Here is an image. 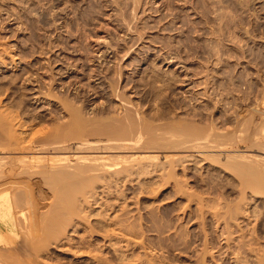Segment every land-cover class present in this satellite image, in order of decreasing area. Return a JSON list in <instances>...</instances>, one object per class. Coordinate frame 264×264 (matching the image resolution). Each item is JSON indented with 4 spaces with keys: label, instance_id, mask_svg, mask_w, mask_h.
<instances>
[{
    "label": "rangeland",
    "instance_id": "374dc122",
    "mask_svg": "<svg viewBox=\"0 0 264 264\" xmlns=\"http://www.w3.org/2000/svg\"><path fill=\"white\" fill-rule=\"evenodd\" d=\"M212 2L213 5L222 3L216 8L211 0H0V109L11 108L9 111L12 110L11 113L14 115L12 123L15 124L14 126L18 125L17 132L23 129L22 136L26 140L30 138L39 140L33 142L35 145L30 143L33 147L47 146L48 150L37 148L36 154L48 152L51 147L58 144L70 146L72 150L69 148V151L67 149L65 152H51L52 154H70L76 150V154L84 155L89 152L91 155L96 153L93 152L96 145L100 150L95 147L98 152L101 150L106 152L107 149L102 148L103 144L107 143L104 141L109 139L110 142L119 136L123 138V134L127 132L125 129L128 128L130 131L133 128V132L130 131L132 134L127 133L128 137L123 138L126 142L122 144L123 146L129 143L126 149L125 147L120 148L121 150L111 149L107 151L108 154L129 155L136 152L137 147L133 146L136 142L144 141L143 143H151L149 146L156 147V151L153 147L152 149L147 146L150 149L147 147L145 149L142 145L140 147L142 149L139 147L138 149L150 150L159 155V160L153 161L157 162V165L150 163L152 160L138 161V165L143 161L147 165L149 163L148 166L151 167L146 165V171L144 165L136 166L137 160H124L119 156L107 160L109 163L114 161L113 164L116 160L117 162L124 160L123 163L132 162L131 164L128 162L131 169L136 162L133 167H139V170L132 169V172L127 170L132 175L126 172L125 178L121 171L120 175L116 174L117 170L114 171L115 174L108 172V177L105 174L108 171L106 169L104 178L107 177L104 180L101 175L103 168L99 167L100 170L97 169L95 175L101 172L99 174L101 177L99 175L98 177L102 182L95 180L98 182L93 183L95 187L92 185L95 189H89L90 194L93 192L94 195L92 193L90 196L88 190L86 191L89 196L86 194L85 196L92 197V199L88 198L89 201L86 200L87 202L91 200L88 205L84 203L86 201L82 202L85 198L81 200L86 205L83 204L82 207L85 206L86 209L84 219L87 215L88 226L86 220L84 221L81 217L83 211L79 215L81 220L79 216L78 219L76 217L74 219L75 224L78 225L77 230L71 231V227L68 228L70 240L61 238L55 241L58 245L55 242L50 244L49 249L53 248L50 249V254L36 256L40 259V264H123L124 261V264H223L226 258L224 255L226 245L222 230L225 225L220 215L229 207H234L237 203L235 201L240 198L241 189L238 186L240 182L233 178L235 174L225 166L226 162L222 159V154L238 149H250L247 148L248 141H235L236 135H243L246 129L243 122L248 115H252L254 121H262L264 0H215V2L213 0ZM213 8L216 9L214 12L211 10ZM220 12L222 15L219 14ZM227 12L230 13L227 14ZM228 16L234 19L239 18L242 24L235 23L234 28L231 24V27L228 26L230 29L227 28L225 21ZM219 18L221 21L218 20ZM214 20L215 26L218 21L221 25L220 32L219 29L217 30L219 37L211 34V24ZM222 22L225 27L222 26ZM236 24L240 28L236 27ZM247 30L249 31L245 33ZM233 33L237 36L240 34L239 37L242 38L233 39ZM213 38H216V42L218 41L216 49L218 45L217 50L225 51L222 52L225 55L223 64L216 60L212 62L208 58V51L212 43L214 44ZM237 40L243 44H239ZM245 42L248 45L244 44ZM235 44L240 46L242 44L245 49L238 52L236 49L239 45ZM233 48L236 53L232 52ZM249 48L250 51H248ZM227 49H232L229 51L232 55L229 52L226 53ZM252 49L253 52H251ZM256 50H259L258 54L261 57H258ZM249 52L255 53L257 57L254 54L251 56ZM237 56L238 59L240 56L238 62L241 64L237 62ZM245 57L251 60H249L250 64ZM252 57L262 59L254 60L253 63L256 64H251ZM259 62L260 67H258ZM237 63L239 66H236ZM229 64L233 65V71ZM230 68L231 70H228ZM227 70L228 73H232V75L229 73L231 77ZM225 74L228 77L224 76ZM255 76L256 79H254ZM235 82L238 84H234ZM253 83L258 88L261 85L263 87L261 86L259 91ZM247 84L250 89L246 87ZM221 85H226L224 86L226 89ZM236 88L238 90H235ZM254 89L256 91H253ZM244 92L245 94H242ZM240 95L245 96L243 98ZM254 96L255 99L260 97V100H254ZM248 98L250 100H247ZM248 103L252 104L247 105ZM4 110L6 109L2 111ZM242 115L245 117L242 118ZM75 118L77 121H74ZM238 118H242L243 121ZM76 122L85 134L75 135L78 127ZM238 122H240L239 125H237ZM20 124H22L21 127ZM247 127L248 131L246 130L247 133L245 134V131L244 135H251L253 128ZM240 129L243 132L239 131ZM215 131L219 135L212 137L218 138L225 132L226 135L222 136L225 141L227 139L229 142L235 141L230 145L228 143L229 146L225 145L224 150H220L222 153L220 158L208 156L210 152L208 148L184 149V147L181 148V143L179 144L184 136L187 139L189 136L194 139L193 132L195 137L196 133L207 137L208 134L213 135L212 132ZM32 135L36 138L31 137ZM228 135H231L233 139ZM129 137L130 139L126 140ZM84 139H87L90 144L97 142L93 143V151L90 150L91 147L88 148L89 145ZM81 141L86 142L85 145L82 144L83 149L87 146L84 150L79 145ZM127 141L130 142L127 143ZM78 145L81 147L80 152H77ZM22 154L23 152L10 153L8 156ZM24 154L29 153L24 152ZM113 164L109 171L114 170L113 167L116 165L120 169L125 165L121 166L119 164L122 163H118L113 166ZM140 166L143 169H140L142 168ZM117 167L114 168L117 169ZM93 171H91L92 175ZM85 173V175L91 174ZM5 186L2 185L0 190ZM248 193L244 194L247 200L245 204H242V210H239L245 216L240 212L243 217L238 215V220L251 214L242 221L244 228L242 231H247V236L252 234L255 238L257 234L260 242L259 240L257 241L259 243L253 242L260 244L258 247L263 249L264 216L262 218L261 215L264 214V197L259 196L260 194L256 196V194ZM39 198L37 199L40 200ZM37 199H33V202L38 203L40 207L36 208V204H34L36 207L23 206V210L28 212L27 216H31L32 220L35 219L33 221H36V215L40 214L41 209L43 212L46 206L41 204L46 203L44 200H40V203ZM214 199L216 204L213 203ZM32 207L36 211L35 214L31 210ZM36 209H40V212L37 213ZM215 210L219 211L220 215L217 213L219 216L215 215ZM125 218L128 220L126 221ZM82 221L86 223L82 224ZM119 227L127 230L119 229ZM239 232H236L237 235ZM21 237L19 243H27L26 238L23 237L21 240ZM24 239L26 242H23ZM208 240L215 245L216 251L208 250V244H210ZM212 250L214 253H211ZM229 256L231 258L228 259L232 264H236L233 260L235 255ZM252 258L255 256L251 253L248 259L252 261ZM39 259L36 260L39 261Z\"/></svg>",
    "mask_w": 264,
    "mask_h": 264
},
{
    "label": "bare ground",
    "instance_id": "6f19581e",
    "mask_svg": "<svg viewBox=\"0 0 264 264\" xmlns=\"http://www.w3.org/2000/svg\"><path fill=\"white\" fill-rule=\"evenodd\" d=\"M213 0H211V3H212V5L214 4L213 2H212ZM221 1H223V0H221ZM209 2V1H208ZM214 2H215V0H214ZM219 2V1H218ZM135 3V2H134ZM211 3H210V5H211ZM222 2H220L219 4H221ZM240 3V2H239ZM128 4V3H127ZM219 4H217L216 3V5H213L214 7H216L217 5H218V7H219ZM243 4V3H242ZM209 6V5H208ZM212 7V6H211ZM217 8V7H216ZM221 8V7H220ZM222 8H224V6H222ZM214 9L215 8H213V9H211V10H213V12H214ZM216 10V9H215ZM218 10V9H217ZM222 9H220V11H221ZM208 11H209V9H208ZM219 11V10H218ZM210 12V11H209ZM208 12V13H209ZM215 12H217V11H215ZM223 12V11H222ZM212 13V12H211ZM226 13V12H225ZM225 13H223L224 15H225ZM230 13V12H229ZM228 12H227V14H229ZM234 13V12H233ZM220 15H222V13L220 12L219 13ZM218 13H217V15H219ZM227 14H226V16H227ZM220 15H219V17H220ZM237 15V14H236ZM241 15V14H240ZM210 16V15H209ZM214 16V15H213ZM215 16H216V14H215ZM231 16V15H230ZM230 16H228V19H227V17H226V20L227 21H225V24H226V27L227 28H229L230 29V27H231V24H232V28H234L233 26H234V24L235 23H239L240 24V22H239V18H237V19H234V17H235V14H234V17H230ZM233 16V15H232ZM218 17V16H217ZM239 17V16H238ZM209 18V20L211 19L210 17H208ZM225 18V17H224ZM223 18V19H224ZM241 16H240V20H241ZM213 19H214V17H213ZM215 19L217 20V18L215 17ZM221 18H219L218 20H220ZM244 19V18H243ZM211 21V20H210ZM221 21V20H220ZM242 21V20H241ZM214 22H215V20L213 21V24H211L212 25V28H211V34L213 35V36H215V35H217V33H219L220 32V30L221 29H219V28H221L220 26V23H219V21L218 22H216V26H215V24H214ZM244 22V21H243ZM211 23V22H210ZM222 26H224L225 27V25H224V23L222 22ZM237 24L235 25L236 27H238L237 26ZM242 24V23H241ZM240 24V25H241ZM244 24V23H243ZM228 26H230V27H228ZM244 26V25H243ZM211 27V26H210ZM239 28H240V26H239ZM241 28H242V26H241ZM219 29V30H218ZM224 29V28H223ZM228 29V30H229ZM236 29V28H235ZM234 29V30H235ZM252 29H253V27H252ZM252 29H251V31H252ZM217 30L219 31V32H217ZM225 30V29H224ZM227 30V29H226ZM237 30H239V29H237ZM236 30V31H237ZM246 30V29H245ZM256 30V29H255ZM235 31V32H236ZM242 31H244V30H242ZM249 30H247V31H245V33H247ZM226 32H228V31H226ZM233 32V31H232ZM234 32V33H235ZM264 32V31H263ZM234 33L232 34V35H234ZM253 33V32H252ZM227 34H230V33H227ZM240 35V34H239ZM239 35L237 36L236 34L234 35V36H232V38L233 39H235V38H237L238 39V37H239ZM251 35V34H250ZM221 36V35H220ZM224 36V35H223ZM247 36H248V34H247ZM215 37H219V35H217V36H215ZM224 38V37H223ZM231 38V37H230ZM240 38V37H239ZM242 38V37H241ZM240 38V39H241ZM248 38H250V37H248ZM214 39V44L212 43V45H211V48H210V50L208 51V58L210 59V60H212V62H213V60L215 61H220L221 63H222V61H223V59H224V52H223V50L222 51H220V50H217L218 49V45H217V49H216V43L218 42H216L215 41V39L216 38H213ZM213 39H212V41H213ZM218 40H219V38H217ZM229 39V38H228ZM227 39V40H228ZM232 39V40H233ZM239 39V40H240ZM246 39V38H245ZM220 40H221V38H220ZM243 40V39H242ZM235 41V40H234ZM238 41V40H237ZM236 41V42H237ZM246 41V40H245ZM230 42V41H229ZM232 43H234L233 41H231ZM221 43V42H220ZM226 43V42H225ZM238 43L240 44V43H242L241 41L239 42L238 41ZM247 42H245L244 44H246ZM231 44V43H230ZM239 44H235V45H239ZM243 44V43H242ZM241 44V46L239 45V46H237L238 48L236 49L235 47V49L238 51V52H241V51H243L244 49H245V47L243 48V45ZM223 45V44H222ZM246 45H248V44H246ZM225 46V45H224ZM220 47H222V46H220ZM227 47H229V46H227ZM226 47V48H227ZM226 48H222V49H226ZM234 48H233V50H234ZM248 49V48H247ZM254 49V48H253ZM253 49H252V51L251 52H253ZM230 50H232V49H227V52L226 53H228ZM232 50V52L233 53H236V50H234L233 51ZM251 49L249 48V50L248 51H250ZM260 50V49H259ZM258 50V51H259ZM263 50V49H262ZM257 51V50H256ZM258 51H257V53L256 54H258ZM261 51V50H260ZM223 52V53H222ZM247 51H245V53H246ZM251 52H249L248 54H250ZM255 52V51H254ZM225 53V54H226ZM229 53H231V52H229ZM243 54V53H242ZM252 54H254L255 55V57H257V55L255 54V53H251V56H252ZM261 54V53H260ZM263 54V53H262ZM222 55H223V57H222ZM230 55V54H229ZM231 55H232V53H231ZM237 55H240L239 53H237ZM253 55V56H254ZM227 56V55H226ZM246 56V55H245ZM264 56V55H263ZM229 58H230V56H228ZM234 57H235V55H234ZM247 57V56H246ZM245 57V58H246ZM258 57H261V56H259V54H258ZM236 58V57H235ZM243 58V56L241 57V59ZM248 58V57H247ZM246 58V59H247ZM251 58V57H250ZM253 58V60H252V62H251V64H254L253 63V61L255 60H257V59H259V58H254V57H252ZM264 58V57H263ZM233 59V58H232ZM237 59H238V56H237ZM239 59H240V56H239ZM239 59L237 60V62L239 61ZM245 59V60H246ZM260 59H262V58H260ZM260 59L258 60V61H260ZM226 60V59H225ZM227 60H228V58H227ZM226 60V61H227ZM231 60V59H230ZM234 60V59H233ZM248 60V59H247ZM250 60V59H249ZM248 60V61H249ZM251 61V60H250ZM250 61L248 62L249 64H250ZM219 62V63H220ZM224 62V61H223ZM231 62H232V60H231ZM233 63V62H232ZM235 63V62H234ZM238 63H240V62H238ZM238 63H237V65L236 66H239L238 65ZM223 64V63H222ZM225 64H227V63H225ZM236 64V63H235ZM235 64H234V66H235ZM241 64V63H240ZM247 64V63H246ZM256 64V63H255ZM258 64H260L258 67H260L261 66V63L259 62ZM264 64V63H263ZM215 65H216V63H215ZM228 65V64H227ZM226 65V66H227ZM231 64H229V66H230ZM220 67H221V65H219ZM236 66H235V68H236ZM248 66V65H247ZM252 66V65H251ZM253 66H255V65H253ZM257 66V65H256ZM255 66V67H256ZM218 67V66H217ZM219 67V68H220ZM222 67H224V65H222ZM230 67H232V71L234 70L233 69V65L232 66H230ZM228 68V67H227ZM248 68V67H247ZM251 68V67H250ZM224 69V68H223ZM223 69H221V70H223ZM228 70H231V68L230 69H228ZM228 70H227V73H228ZM248 70H251L252 71V69H248ZM259 70H260V68H259ZM239 71V70H238ZM245 71H246V69H245ZM254 71V70H253ZM257 71H258V69L256 70V72L255 73H257ZM261 71H263V70H261ZM223 72H225L224 70H223ZM235 72V71H234ZM240 72H242V71H240ZM222 73V72H221ZM229 73H231V72H229ZM228 73V74H229ZM247 73V72H246ZM246 73H245V75H246ZM223 74V73H222ZM237 74H238V72H237ZM244 74V73H243ZM249 74V73H248ZM247 74V75H248ZM252 74H253V72H252ZM251 73H250V75H252ZM230 75V74H229ZM231 75H232V73H231ZM231 75L229 76V77H231ZM234 75V74H233ZM249 75V76H250ZM255 75V74H254ZM224 76H226V77H228V75H224ZM239 76V75H238ZM243 76V75H242ZM248 76V77H249ZM256 76H257V74H256ZM256 76L254 77V79H256ZM259 76V75H258ZM264 76V75H263ZM262 76V77H263ZM234 76H232V78H233ZM237 77V76H236ZM235 77V78H236ZM246 77V76H245ZM222 78H223V76H222ZM225 78V77H224ZM239 78V77H238ZM250 78H251V76H250ZM249 78V79H250ZM258 78V77H257ZM260 78V77H259ZM226 79V78H225ZM230 78H228V80H229ZM241 79V78H240ZM253 79V80H254ZM262 79V78H261ZM219 80H221V79H219ZM231 80V79H230ZM242 80V79H241ZM243 80H244V82H245V79L243 78ZM252 80V79H251ZM263 80V79H262ZM235 81V80H234ZM238 81V80H237ZM240 81V80H239ZM264 81V80H263ZM221 82V81H220ZM243 82V81H242ZM247 82H249V80L247 81ZM250 82H252V81H250ZM256 82H258L259 83V81H256ZM209 83V82H208ZM225 83V82H224ZM223 83V84H224ZM230 83V82H229ZM239 83H241V81L239 82ZM220 84V83H219ZM232 84H233V82H232ZM234 84H238V83H234ZM242 84V83H241ZM249 84V83H248ZM248 84H247V86L246 87H249L248 86ZM252 84V83H251ZM250 84V85H251ZM254 84V83H253ZM228 85V84H227ZM240 85V84H239ZM244 85V84H243ZM254 85H256V84H254ZM259 85V84H258ZM261 85V84H260ZM221 86H223V85H221ZM224 86H226V85H224ZM223 86V88L224 89H226V87H224ZM229 86V85H228ZM234 86V85H233ZM232 86V87H233ZM236 86V85H235ZM262 86V85H261ZM260 86V87H261ZM210 87V86H209ZM253 86L251 85V88H252ZM254 87H257V89L259 90V88H258V86L256 85V86H254ZM263 87V86H262ZM222 89V88H221ZM232 89V88H231ZM245 89V88H244ZM247 89V88H246ZM249 89H250V87H249ZM256 89V88H255ZM253 90V91H256V90ZM261 89V88H260ZM235 90H238L237 88L235 89ZM242 90V89H241ZM209 91V90H208ZM240 91V90H239ZM245 92H246V90H244ZM260 91V90H259ZM258 91V92H259ZM262 91V90H261ZM241 92V91H240ZM245 92L244 93H242V94H245ZM251 92V91H250ZM263 92V91H262ZM251 93H253V92H251ZM255 93V92H254ZM261 93V92H260ZM259 93V94H260ZM209 94V93H208ZM247 94V93H246ZM257 95H258V93H257ZM261 95V94H260ZM209 96H210V94H209ZM241 96V95H240ZM245 96V95H244ZM244 96L242 95L241 97H243L244 98ZM247 96H249V95H247ZM236 97H238V96H236ZM240 97V98H241ZM250 97V96H249ZM258 97V96H257ZM209 98V97H208ZM260 98V97H259ZM259 98H256L255 99V96H254V100H257V99H259ZM242 99V98H241ZM211 100V99H210ZM209 100V101H210ZM238 100H240L239 99V97H238ZM244 100H246V99H244ZM247 100H250L249 98L247 99ZM260 100V99H259ZM242 102H243V99L241 100ZM252 101V100H251ZM240 102V101H239ZM247 102V101H246ZM259 102V101H258ZM235 103V102H234ZM238 103V102H237ZM236 103V104H237ZM249 104H252V103H248L247 105H249ZM256 104H257V102H256ZM260 104V102L258 103V105ZM261 104L264 106V99H262L261 100ZM238 105H240V104H238ZM2 107V106H1ZM240 107V106H239ZM243 107V106H242ZM249 108V107H248ZM3 109H6V110H4V111H6V113L4 112V111H2ZM0 109V187L2 186V185H4L5 186V184H7L5 187H2L1 188V190H0V264H38V262H39V264H40V259L38 258V257H36L37 255H40V254H45V253H49L50 252V249L52 248H50L49 249V247H50V244L52 245V243H54L55 241L57 242V240L59 241L61 238H68V232H70L69 230L70 229H68L69 227H71V231H76L77 230V228H78V225L77 224H75V220L74 219H78V216L79 215H81V213L84 211V213L82 214V218L84 219V214H86L85 213V204L84 203H87V205H88V203H90L91 202V200H90V202H87V201H89V199H92V197L91 198H89V197H87V196H92L91 194L93 193H91L90 194V190H91V188H94L95 186H94V184H96V183H98V182H96V181H99V180H101V178H99V177H101V175H103L102 176V178L104 179V180H106V177L108 176L107 174H108V172H113V174H115V172L114 171H116L117 170V172H116V174H119L120 175V171H121V173H122V175L124 176L125 175V173L127 172V173H129V172H132V169H136V170H139L138 168L139 167H133V166H135V164H136V162L133 164V166H131L132 167V169L130 168V166H128V162L130 161V160H137V164H136V166L138 165V161L139 160H144L145 162L147 161V162H149V160H152V161H150V163H154V164H156L157 165V162L155 163V162H153V161H158L159 159V155L158 154H156V153H154V152H152V151H150V150H140V149H142V148H140L141 147V145H142V147H147V146H149V144H151V143H149V144H146V142L145 143H143V142H139V143H137L136 142V145H133V144H135V143H130L131 145H133V146H135V147H137V150H136V152H133V153H130L129 155H110V154H108V150L109 151H111V149H118L119 148V150H121L120 148H124L125 147V149H126V147L128 146V142H130V141H127V146H123L122 144L123 143H126V142H124L125 140V138H127L128 137V134H132L130 131L133 129L132 128V126H131V130L129 131L128 130V128H126V126H125V134H123L124 135V139L122 138V137H120L119 136V138H117V139H115V140H111L110 142H109V139H108V141H104V142H107V143H105V145L103 144V150L104 149H107V153L106 152H104V151H102L101 150V152H98V150H99V148H97L96 146H94V150L95 151H93V145L94 144H96V143H91L92 144V146H91V144L89 143V142H87V139L85 140L86 142H87V145H89L88 146V148L89 147H91L90 148V150L91 151H93V152H96V153H93V154H91L90 155V153L88 152L87 154H89V155H87V154H84V155H80V153L79 154H76L75 152H76V150L74 151V152H71L70 154H52L51 152H53V153H55V152H57V151H59V152H65L67 149V151H69L70 149L72 150V148L69 146H63V145H60V144H58L57 146H53V147H51V149H49V151L48 152H44V153H40V154H36V150H37V148H40V150L42 149V150H44V148L45 149H47V146H45V147H43V145L42 146H38L37 148H35V147H33V145H31L33 142H37V141H39V140H37V139H34V138H30V139H28V140H26V138L24 137V136H22L23 135V129L22 130H20V132H17L18 130H19V128H18V130H17V127L16 126H18V125H16V126H14L15 124H13L12 123V121L14 120V115H12L13 113H11V111H9L8 110V108H6V107H4V108H1ZM76 109V108H75ZM230 110V109H229ZM9 111V112H8ZM16 111V110H15ZM75 111V110H74ZM244 110H242V112H243ZM4 112V113H3ZM13 112V111H12ZM257 112V111H256ZM262 112V111H261ZM11 113V114H10ZM238 113V112H237ZM236 113V114H237ZM247 113H248V111H247ZM250 113V112H249ZM259 113V112H258ZM15 114H16V112H15ZM71 114V113H70ZM76 114V113H75ZM78 114V113H77ZM253 114H254V112H253ZM262 114V113H261ZM261 114L259 115V117L261 116ZM17 115V114H16ZM245 115H247V114H245ZM263 116H264V112H263V114H262ZM76 116V115H75ZM210 116V115H209ZM208 116V118H210ZM263 116H262V121L260 120V121H258V120H255V121H258V122H255L254 121V119H253V117H252V115L251 116H249L248 115V117H246L247 119H244V124L243 125H246V129H245V131L247 130V126H250L251 127V129L253 128V131H252V133H251V135L250 134H247V135H244V128H243V131L240 129L239 131H242L243 132V135H241V134H239V133H237V134H239V135H236V138L237 139H235V141H243V140H246V141H248V143H249V146H247V148L249 147L250 149H247V150H237V151H235V150H233V151H230V152H223V154L221 153V151L220 150H222L224 147H226L225 145H228V143H229V145L230 144H232V143H234L235 141L234 140H231V139H233L232 138V136L230 135H228L231 139H229V140H231L230 142L229 141H225V138H222V136H224V135H226V134H222V132H221V136L220 137H212V136H214V135H219L218 133H216V131L215 132H212L213 133V135H210L209 136V134L207 135V137H204V136H200L199 135V133H198V135H197V133H196V137H195V135L193 136V133L195 132H193L192 133V137L194 138V139H192L191 138V136H189L188 137V135H186L189 139H187L185 136H184V138H183V140L181 139V141L179 142V144L181 145V148L182 147H184V149L185 148H199V149H206V148H208L207 150L208 151H210L209 153H208V156H215L216 158H220V155L222 154V159H224V161L226 162L225 164V166H227L228 168H229V171L231 170V172L233 173V174H235V175H233V178L235 177L240 183H238V186H240V188L239 189H241L240 190V193H241V195L239 194V196H240V198L239 199H237L235 202H237V203H235V205H234V207H229L228 208V210L226 209V211H224V213L222 212V215L224 216V218H223V216L222 215H220V213H219V211L217 212L216 210V213H215V211H214V213H215V215H217V213L221 216V218H222V220H223V225H225V226H223V233H224V236H223V238H224V241H225V245H226V249H225V256H226V258L224 259V261L223 260H221V261H223V264H232V262L230 261V259H228V258H231L229 255H235V257H234V261L236 262V264H264V248L263 249H260L258 246L260 245H257V243H259L260 242V240L259 239H257L258 238V236H257V234L255 235L257 238H255L254 236H252V234H248V236H247V231H242V226H243V224H241L242 223V221L243 220H245L246 219V217L247 216H251V214H249V215H247L246 217H244L243 219H241V220H238V218H239V216L238 215H240L241 213H242V211H239V210H242L241 208V206H243L242 204H245L244 202L247 200L246 199V197H245V193L246 192H249L248 194H250V195H255L256 194V196H257V194H260L259 196H262V197H264V119H263ZM242 118H244L243 117V115L241 116ZM69 118H71V117H69ZM211 118H213V117H211ZM242 118H238V119H240L241 121H243V119ZM255 118V117H254ZM72 119V118H71ZM74 119V118H73ZM76 119V118H75ZM81 119V118H80ZM227 119V118H226ZM237 119V120H238ZM256 119V118H255ZM22 120V119H21ZM210 120V119H209ZM215 120H216V118H215ZM16 121V120H15ZM74 121H77V119L76 120H74ZM84 121V120H83ZM89 121V120H88ZM212 121V120H211ZM210 121V122H211ZM23 122V121H22ZM82 122V121H81ZM21 123V122H20ZM70 123V122H69ZM212 123H214V121L212 122ZM211 123V124H212ZM216 123V122H215ZM239 123L240 122H238V124L237 125H239ZM19 124V123H18ZM76 124H78L77 122H76ZM83 124H84V122H83ZM87 124V123H86ZM128 124H129V122H128ZM242 124V123H241ZM85 125V124H84ZM209 125V124H208ZM236 125V127L238 128V126ZM22 126V124H20V127ZM73 126H75V125H73ZM82 126V125H81ZM127 126H129V125H127ZM209 126H211V125H209ZM240 126H242V125H240ZM253 126V127H252ZM69 127V126H68ZM82 127H84V126H82ZM88 127V126H87ZM214 127V126H213ZM235 127V128H236ZM250 127H249V129H250ZM75 128V127H74ZM81 127H79V124H78V127H77V130H76V133L78 134H75L76 136H80L81 134H85V131H82V128L80 129ZM93 128V127H92ZM218 128V127H217ZM84 129V128H83ZM87 129V128H86ZM86 129H84V130H86ZM90 129V128H89ZM123 129V130H124ZM130 129V128H129ZM239 129V128H238ZM55 130V129H54ZM73 130V129H72ZM71 130V131H72ZM97 130V129H96ZM209 130V129H208ZM237 130V129H236ZM63 131V130H62ZM66 131V130H65ZM134 131H135V129H134ZM210 131V130H209ZM248 131V130H247ZM247 131L245 132V134L247 133ZM250 131V130H249ZM69 132H70V130H69ZM83 132V133H82ZM96 132V131H95ZM98 132V131H97ZM103 132H104V130H103ZM132 132H133V130H132ZM190 132V131H189ZM197 132V131H196ZM237 132V131H236ZM236 132H235V134H236ZM241 132V133H242ZM19 133V134H18ZM68 133V132H67ZM74 133V132H73ZM128 133V134H127ZM211 133V134H212ZM214 133H216V134H214ZM72 134V133H71ZM87 134V133H86ZM102 134V133H101ZM188 134H190V133H188ZM206 134V133H205ZM204 134V135H205ZM227 134H229V133H227ZM230 134H232V132L230 133ZM234 134V133H233ZM67 135V134H66ZM75 135H74V138H75ZM96 135V134H95ZM106 135V134H105ZM137 135V134H136ZM43 136V135H42ZM45 136V135H44ZM73 136V135H72ZM89 136V135H88ZM91 136V135H90ZM125 136H127V137H125ZM131 137H132V135H130ZM206 136V135H205ZM31 137H35V136H31ZM40 137V136H39ZM46 137V136H45ZM66 137V136H65ZM70 137V136H69ZM68 137V138H69ZM87 137V136H86ZM106 137V136H105ZM109 137V136H108ZM227 137V136H226ZM234 137V136H233ZM36 138V137H35ZM57 138V137H56ZM72 138V137H71ZM77 138V137H76ZM89 138V137H88ZM120 138H122V139H120ZM235 138V137H234ZM34 139V140H33ZM50 139V138H49ZM65 139V138H64ZM81 139V138H80ZM130 139V137L128 138V139H126V140H129ZM53 140H55V139H53ZM152 140H154V139H152ZM78 141H80V140H78ZM85 141H81L80 142V146L82 147V144H86V142ZM146 141V140H145ZM64 142V141H63ZM63 142H62V144H63ZM102 142V141H101ZM148 142H150L149 140H148ZM31 143V144H30ZM39 143V142H38ZM48 143H51V142H48ZM145 144L144 146H143V144ZM162 143V142H161ZM34 145H35V143H33ZM53 144H54V142H53ZM51 145V144H50ZM65 145V144H64ZM67 145V144H66ZM79 145L78 146H76V148H78V151L77 152H80L81 151V147H79ZM100 145V144H99ZM228 145V146H229ZM132 146V147H133ZM162 146H165V145H163L162 144ZM42 147V148H41ZM95 147L98 149V150H96L95 149ZM130 148H131V146H129ZM135 147H133V148H135ZM138 147L140 148V149H138ZM150 148H152L153 146H149ZM149 147H147L148 149H150ZM174 147H175V145H174ZM180 147V146H179ZM49 148V147H48ZM70 148V149H69ZM87 148V146L84 148V149H86ZM153 148H155V151H156V147H153ZM152 148V149H153ZM80 149V150H79ZM82 149H83V147H82ZM83 149V150H84ZM146 149V148H145ZM183 149V150H184ZM198 149V150H199ZM33 150H35V151H33ZM48 150V149H47ZM46 150V151H47ZM53 150V151H52ZM135 150V149H134ZM197 150V149H196ZM197 150V151H198ZM219 150V151H218ZM224 150V149H223ZM39 151V150H38ZM86 151H88V149L86 150ZM100 151V150H99ZM140 151V152H139ZM255 151H259L260 153H258V152H255ZM23 152V154L22 155H16V156H8V154H10V153H22ZM24 152L26 153H29V154H24ZM164 155V154H163ZM120 157V158H124V160H129L128 162H125V163H123V161H118L117 162V160L115 161V163L116 164H118V163H122V164H119V165H124V167L122 166H120L122 169L123 168H125L126 167V169H120V168H118L119 166L118 165H116L115 163L113 164V162L111 161L114 157ZM161 156V155H160ZM167 156V155H166ZM165 156V157H166ZM109 159H111L110 161V163L108 162L109 161ZM156 159H158V160H156ZM164 159H167V158H164ZM108 160V161H107ZM119 160V159H118ZM122 160V159H121ZM216 160V159H215ZM218 160H220V159H217L216 161H218ZM141 162V164H142V166L144 165V170L145 169H147L146 168V165L147 164H145V162ZM213 161V160H212ZM67 162V163H66ZM68 162H71L72 164L70 165ZM163 162V161H162ZM166 162V161H165ZM222 162V161H221ZM127 163V164H126ZM130 164L132 163V162H129ZM144 163V164H143ZM171 163V162H170ZM170 163H169V166H170ZM215 163V162H214ZM110 164V165H109ZM112 164H113V166L114 165H116V166H114V167H117V169H115L114 167H113V169L114 170H112V171H109L110 170V167L112 166ZM129 164V165H130ZM140 163H139V165H141ZM152 164H150V165H152ZM217 164V163H216ZM215 164V165H216ZM138 165V166H139ZM148 165H149V163H148ZM147 165V167H151V166H148ZM155 165V166H156ZM214 165V166H215ZM128 166V167H127ZM142 166H140V167H142ZM167 166H168V164H167ZM99 167L101 168H103V171H101V172H98V175L101 173V175H99V177H98V175H95L97 172L96 171H98V170H100L99 169ZM106 167V168H105ZM108 167H109V169H108ZM166 167V166H165ZM220 167H222V166H220ZM70 168V169H69ZM105 168V169H104ZM112 168V167H111ZM164 168V167H163ZM225 167H223V169H224ZM98 169V170H97ZM108 171H107V170ZM140 169H143V167L142 168H140ZM150 169V168H149ZM148 169V170H149ZM151 169H154V168H151ZM95 172H94V171ZM102 170V169H101ZM129 172H128V171ZM131 170V171H130ZM91 171H93V175H92V172ZM107 171V173H105ZM123 171H124V174H123ZM142 171V170H141ZM146 171V170H145ZM144 171V172H145ZM85 172H87L88 174H89V172L91 173L90 175H85L86 173ZM119 172V173H118ZM133 172H135V171H133ZM140 172V171H139ZM104 173L107 175L105 178H104ZM126 173V174H127ZM129 174H131V173H129ZM128 174V175H129ZM92 175V176H91ZM112 175V174H111ZM119 175H118V177H119ZM121 175V176H122ZM132 175V174H131ZM36 176H38V178H33V177H36ZM85 176H89V177H84ZM96 176L99 178H96ZM125 176H127V175H125ZM125 176H124V178H125ZM130 176V175H129ZM109 177V176H108ZM113 177V176H112ZM114 177H116L115 175H114ZM95 178V179H94ZM117 178V177H116ZM115 178V179H116ZM107 179H109V178H107ZM96 180V181H95ZM112 180V179H111ZM93 181H95V182H93ZM107 181H109V180H107ZM101 182H102V180H101ZM100 182V183H101ZM111 182V181H110ZM110 182H107V183H110ZM94 183V184H93ZM106 183V184H107ZM240 184V185H239ZM94 187H93V186ZM90 189V190H89ZM95 189V188H94ZM88 190V191H87ZM238 190V189H237ZM89 192V195H88V193L87 192ZM94 191V190H93ZM239 191V190H238ZM86 192V193H85ZM85 194L87 195V196H85ZM247 194V195H248ZM93 195H94V193H93ZM249 195V196H250ZM36 196H38V197H40L39 199L40 200H44L46 203H41V201L40 200H38L37 198H34V197H36ZM94 197H96V196H94ZM209 197V196H208ZM248 197V196H247ZM85 198V199H84ZM89 198V199H88ZM33 199L35 200V199H37V201H40V203L41 204H43V206H44V204L46 205V206H44V207H41V208H44L45 210L42 212V209H41V212L39 211L40 209H36L37 210V213H38V211L40 212V214L38 213V215H36V221H33V220H35L34 218H33V220H32V218H30L29 217V215L27 216V214H28V212L26 213V211H24L23 210V206H25V205H27L26 207H28V205H31V206H34V204H36V203H34L33 202ZM84 199V200H83ZM222 199V198H221ZM81 200H83L82 202H84V201H86V202H84V203H82L81 202ZM94 200V199H93ZM96 201V200H95ZM211 201H213V200H211ZM215 199H214V201H213V203H215ZM248 202V201H247ZM229 203V202H228ZM253 203V202H252ZM85 205V206H83L82 207V205ZM216 204V203H215ZM250 204V203H249ZM93 205V204H92ZM230 205V204H229ZM37 206V207H36ZM36 206H34V207H36V208H38V206L40 207V205L37 203L36 204ZM42 206V205H41ZM26 207H24V208H26ZM30 207V206H29ZM227 207V206H226ZM82 208H83V210H82ZM88 208V207H87ZM248 208V207H247ZM28 210L30 209V208H27ZM31 210H32V212H33V214H35L36 213V211H35V209L33 210V207L31 208ZM209 210V209H208ZM35 211V212H34ZM210 211V210H209ZM31 212V211H30ZM29 212V214L31 215V213ZM211 212H212V210H211ZM241 212V213H240ZM245 212V211H244ZM88 213H89V211H88ZM32 214V215H33ZM90 214V213H89ZM243 214V213H242ZM247 214V213H246ZM214 215V214H213ZM219 215H217V216H219ZM244 215V214H243ZM261 215V214H260ZM33 216H35V215H33ZM242 215H240V217H241ZM245 216V215H244ZM249 216V217H250ZM262 216V218H263V216H264V214H262L261 215ZM76 217V218H75ZM80 217V216H79ZM81 217L79 218L80 220H81ZM86 217H87V215H86ZM85 217V219H84V221L88 218H86ZM90 217V216H89ZM243 217V216H242ZM241 217V218H242ZM248 217V218H249ZM29 218V219H28ZM141 218V217H140ZM216 218V217H215ZM82 219V220H83ZM126 219V218H125ZM258 219V218H257ZM79 220V221H80ZM128 219H126V221H127ZM217 220V219H216ZM249 220V219H248ZM259 220V219H258ZM78 221V220H77ZM78 221V222H79ZM84 221H82V224H83V222ZM88 220H86V222H87ZM113 221V220H112ZM122 221V220H121ZM219 221V220H218ZM21 222H22V224H21ZM36 222V223H35ZM81 222V221H80ZM86 222H84V223H86ZM117 222V221H116ZM125 222V221H124ZM261 222V221H260ZM119 223V222H118ZM117 223V224H118ZM249 223V222H248ZM80 224V223H79ZM82 224H80V225H82ZM91 224V223H90ZM120 224V223H119ZM124 224V223H123ZM256 224V223H255ZM75 225H77V227L75 228ZM103 225V224H102ZM125 225V224H124ZM136 225V224H135ZM87 226H88V222H87ZM121 226H122V224H121ZM138 226V225H137ZM74 227V228H73ZM112 227V226H111ZM114 227V226H113ZM112 227V228H113ZM116 227V226H115ZM127 227V226H126ZM131 228L133 227V226H130ZM129 227V228H130ZM245 227V226H244ZM108 228V227H107ZM120 228H122V227H119V229ZM140 228V227H139ZM262 228V227H261ZM76 229V230H75ZM111 229V228H110ZM122 229H126V228H122ZM244 229V228H243ZM107 230V229H106ZM127 230V229H126ZM142 230V229H141ZM97 231V230H96ZM119 231V230H118ZM240 231V232H239ZM242 231V232H241ZM251 231V230H250ZM252 231H254V230H252ZM117 232V231H116ZM236 232H239L238 233V235H237V233ZM258 232V231H257ZM107 233V232H106ZM128 233V232H127ZM223 233H221L222 235H223ZM254 233H256V231L254 232ZM99 234V233H98ZM101 234V233H100ZM129 234H130V231H129ZM141 234V233H140ZM234 234H236V235H234ZM259 234V233H258ZM112 235V234H111ZM131 235V234H130ZM20 236H22L21 237V240H23L22 238L23 237H25L26 238V240H27V243H24V244H21V243H19L20 242ZM76 236V235H75ZM92 236V235H91ZM107 236V235H106ZM110 236V235H109ZM119 237V236H118ZM80 238V237H79ZM109 238V237H108ZM69 239V238H68ZM208 239H210V238H208ZM257 239V240H256ZM26 240L24 239V241L23 242H26ZM70 240V239H69ZM81 240V239H80ZM91 240V239H90ZM236 240H237V242H236ZM259 240V242H257ZM110 241H111V238H110ZM209 242L208 243H210V244H208V250H211V249H213V250H215L214 249V247H215V245H213L210 241L211 240H208ZM256 241L257 243H254V242ZM55 242V243H56ZM59 243V242H58ZM75 243V242H74ZM73 243V244H74ZM87 243V242H86ZM112 243V242H111ZM57 244V243H56ZM76 244V243H75ZM112 244H114V243H112ZM253 244H255V245H257L256 247L253 245ZM58 245V244H57ZM110 246V245H109ZM113 246V245H112ZM254 246V247H253ZM261 246H263V245H261ZM70 247V246H69ZM76 247V246H75ZM262 248V247H261ZM53 249V248H52ZM69 249V248H68ZM67 249V250H68ZM70 249H72V247H70ZM115 249V248H114ZM1 250L3 251V252H1ZM47 250H48V252H47ZM74 250V249H73ZM117 250V249H116ZM213 250L211 251V253L213 252ZM216 250H217V248H216ZM215 250V251H216ZM51 251H53V250H51ZM70 251H72V250H70ZM122 251V250H121ZM209 252V251H208ZM120 253V252H119ZM211 253H209V254H211ZM214 253V252H213ZM253 254L254 256H255V258H252L253 260L252 261H250V259H248V255H250V254ZM50 254V253H49ZM82 254V253H81ZM122 254V253H121ZM212 257V256H211ZM215 256H213V258H214ZM253 257V256H252ZM137 258V257H136ZM249 258H251V257H249ZM36 259H39V261H37ZM220 259V258H219ZM218 259V260H219ZM126 260V259H125ZM128 260V259H127ZM212 260V259H211ZM214 260H215V258H214ZM120 261V260H119ZM122 261V260H121ZM217 262V261H216ZM44 263V262H43ZM125 263V261L123 262V264ZM51 264V263H50ZM53 264V263H52ZM55 264V263H54ZM235 264V263H234Z\"/></svg>",
    "mask_w": 264,
    "mask_h": 264
}]
</instances>
